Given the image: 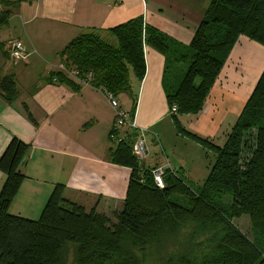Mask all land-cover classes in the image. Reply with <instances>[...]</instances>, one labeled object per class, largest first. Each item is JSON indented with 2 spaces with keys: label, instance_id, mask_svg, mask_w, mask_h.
Segmentation results:
<instances>
[{
  "label": "trees",
  "instance_id": "obj_1",
  "mask_svg": "<svg viewBox=\"0 0 264 264\" xmlns=\"http://www.w3.org/2000/svg\"><path fill=\"white\" fill-rule=\"evenodd\" d=\"M22 1L0 0L8 8L0 13V27ZM205 12L188 45H180L139 16L115 28L83 33L61 52L60 62L82 79L90 73V84L116 99L122 94L134 97L128 113L133 118L136 97L130 75L138 82L144 78V47L164 55L166 100L170 107L177 106L173 125L179 135L205 150L206 180L194 190L180 170L167 169L164 189L157 188L149 166H141L132 156L137 131H117L112 125L109 161L131 171L125 198L101 202L112 204L107 213L101 203L87 206L64 197L65 186L56 184L33 221L9 211L25 178L19 168L30 148L12 139L0 157V171L6 177L0 190V264H59L60 251L69 243L77 244L76 264H139L136 250L130 248L145 250L187 221L212 233L211 251L207 253L205 246L198 259L192 256L194 249H182L167 255L163 264H264V69L222 146L186 131L178 119L203 108L240 37L264 47V0H209ZM175 63L182 67L174 69ZM50 81L78 88L61 71L52 73ZM0 93L6 100L16 95L13 75L0 72ZM242 217L248 221L236 225L234 221Z\"/></svg>",
  "mask_w": 264,
  "mask_h": 264
},
{
  "label": "crops",
  "instance_id": "obj_2",
  "mask_svg": "<svg viewBox=\"0 0 264 264\" xmlns=\"http://www.w3.org/2000/svg\"><path fill=\"white\" fill-rule=\"evenodd\" d=\"M208 7L209 0H25L11 9L8 22L0 27V72L15 77L17 93L11 100L0 93V157L12 139L30 146L19 168L25 178L9 207L11 215L38 219L56 184L65 186L64 197L87 206L101 199L119 203L126 196L131 171L108 158L114 116L106 94L75 79L77 89L50 81L63 65L61 52L73 39L141 16L145 24L184 46L194 38ZM16 40L28 55L13 62L8 49ZM251 52L261 64L249 65L244 72L242 59ZM144 59L145 76L141 82L134 78L131 91L136 97L134 122L148 129L147 148H154L146 166L180 170L184 180L201 182L209 173L208 159L201 146L179 135L173 125L164 92V55L144 47ZM263 69L264 47L240 37L203 108L197 115H179V123L204 138H226ZM121 96L131 98L122 94L120 103ZM132 103L131 98L129 108L121 105L131 113ZM5 180L0 171V190Z\"/></svg>",
  "mask_w": 264,
  "mask_h": 264
},
{
  "label": "rangeland",
  "instance_id": "obj_3",
  "mask_svg": "<svg viewBox=\"0 0 264 264\" xmlns=\"http://www.w3.org/2000/svg\"><path fill=\"white\" fill-rule=\"evenodd\" d=\"M0 5L3 6L4 4L0 3ZM12 9L14 10L15 6ZM258 59L259 58L256 57V55L253 54L252 52L250 54L248 53L246 57L242 59V65H240V69H243V71L245 72V70H249L250 68L249 65H252V64L260 65L261 63H259ZM174 65H175L174 69H179L182 67L181 64L175 63ZM184 65L185 64H183V67ZM170 75L168 77H170ZM130 81H131V84H132V81H134V77L132 75H130ZM120 99H121V103L126 108L130 107L131 98H129L130 99L129 100L128 98L121 96ZM117 101L118 103H120L119 99H117ZM219 137L221 140L219 139L215 142L216 144L222 146V143L224 142L225 137L224 135H221ZM148 148H149V154H150V150L152 151V149L154 148L152 146L149 147V144H148ZM208 156L211 158L210 154H208ZM195 158L197 160L195 161V163L196 162L198 163L197 155H195ZM203 160H204V157L202 156V161ZM157 166H161V165H157ZM197 168H198V165H197ZM201 179H202L201 182H194V183H192L191 181H186V182L189 187L195 190L201 186V184L203 183V180H206L205 178H201ZM96 202L100 204L101 202H103V200L102 199L97 200ZM96 202H94L93 204H95ZM101 204L102 206H104V209L107 211V213L111 212V209L108 207L109 205H112L111 203H109V205L107 203L106 204L101 203ZM244 221H248V217H242L241 219H236L234 223L238 226H241L245 223ZM202 227H204V225L201 226L199 223H196L194 221H187V222L181 223L180 227L177 230L164 234L162 238L159 239V241L154 242L152 244H148L144 248L145 250L139 251L138 248L137 249L130 248V249L136 250L135 253H136V256L138 257L139 264H163L164 261L166 260L165 257L167 255H170L171 252L172 253L180 252L182 249L187 250V251H193L194 249V253L192 256H195L196 258L199 259V257L201 256V253H204L207 250L205 246H208L209 248L207 253L211 251L210 249L212 247L210 246L211 244H208V240L210 239V235H212V233L208 232L209 230L207 232H204L206 230H204ZM242 230L244 229L242 228ZM198 243L202 244V246H200L201 248L199 249L195 247ZM76 245H77L76 243H69L62 247L60 251L61 257H60L59 264H76L75 263L76 258H77V252H76L77 246Z\"/></svg>",
  "mask_w": 264,
  "mask_h": 264
},
{
  "label": "built area",
  "instance_id": "obj_4",
  "mask_svg": "<svg viewBox=\"0 0 264 264\" xmlns=\"http://www.w3.org/2000/svg\"><path fill=\"white\" fill-rule=\"evenodd\" d=\"M8 54L13 62L24 60L26 59L28 55V53H26V50L23 44L17 40L13 41L10 44L9 49H8ZM58 69L59 71L65 73L70 79L72 80L75 79L76 82L79 84H82V85L90 84V80H91L90 73L86 74L85 78L82 79L80 78V74L77 71L75 70L67 71L63 65L59 66ZM99 89L103 91L101 88ZM106 98L113 110L114 129L117 131H120V130L137 131V136L135 137V140L133 141L132 146H131L132 156H134L135 160H137L141 166L145 165V162L147 161V157L149 154V148H147L146 137H145V135L148 133V129L146 128L140 129L138 126H136L134 122V117L133 118L130 117L128 112H126L123 109V106L120 105V103H118L117 99L112 94H109V93L106 94ZM176 112H177V106L175 104L170 107L169 113L171 115H176L177 114ZM147 168L151 170V176H152V180L155 186L159 189H164L165 187L164 176L167 170L166 167L155 165V167H147Z\"/></svg>",
  "mask_w": 264,
  "mask_h": 264
}]
</instances>
